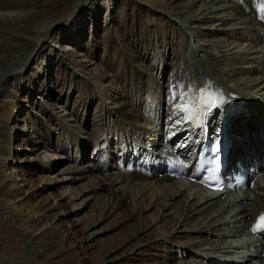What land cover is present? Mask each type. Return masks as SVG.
<instances>
[{"label": "bare ground", "instance_id": "bare-ground-1", "mask_svg": "<svg viewBox=\"0 0 264 264\" xmlns=\"http://www.w3.org/2000/svg\"><path fill=\"white\" fill-rule=\"evenodd\" d=\"M116 1L108 0L112 4ZM126 1L129 6L134 1L133 7L137 8H126L123 16L133 18L104 28V32L112 28L116 42L113 49L111 45L105 52L107 58L118 62L96 68L71 60L65 53V47L74 44L77 50L83 46L82 51L89 59V44H75L58 36V23L71 11H75L78 21L84 20L86 9L82 6L88 0H0V41L4 43L0 59L3 57L7 62L11 59L13 63L8 72L0 70V210L15 225L18 235V241L8 242L9 255L0 257V264L26 262L25 257L19 256L25 243L30 244L36 264H61L63 259H68L63 264H83L73 237L63 227L64 217H59L56 210H63L68 203L83 206L82 212L85 209L90 212L84 224V218L80 217L75 225L83 234V242L93 249L95 264L120 261L177 264L176 255H180L181 264L247 263L238 252L240 241L233 235L240 221L247 222L249 216L264 209V178L240 200L224 203L214 193L203 192L187 181L171 183L169 178H158L157 174L164 172L159 166L164 164L166 153L173 157L183 149L178 140L186 128L181 125L183 116L173 105L180 103L181 93L187 92L189 86L195 96L200 88L210 84L211 89H220L229 100L227 107L240 106V113L231 120L228 132L232 155L234 151L244 157L247 153H264V0H122L124 4ZM144 1L151 5L143 10L146 25L155 17L171 22L170 34L166 35L163 29L157 47L151 46L154 32L135 22V15L141 9L136 3ZM79 3L80 9H75ZM121 12L118 9L119 19ZM67 25H63L60 35L69 30ZM59 40L65 46L62 51L54 52L53 45ZM178 42L181 46L176 50ZM155 48H160L161 53L153 72H161L166 59L174 69L177 67L169 85L172 88L165 95L159 86L160 73L157 77L146 73L142 63L150 56L154 60ZM187 48L196 58L194 63H204L212 75L208 77L206 72L204 77L195 73L193 64L183 55ZM56 56L59 75L64 78L55 85L47 73ZM67 74L73 82L66 80ZM100 76V80L96 79ZM49 88L59 90L56 99L48 94ZM67 90L76 93L72 104L68 103ZM173 90H176L175 100H172ZM41 91L44 97H40L42 105H39L32 93ZM22 93L28 94L24 99L31 108L26 113L22 112L27 111L25 107L17 109ZM94 96L101 104L95 111L99 121L86 131L82 127L88 110L86 102ZM234 98H240V102ZM60 104L65 108V116L57 119L62 131L56 144L50 145L48 132L52 117L48 108ZM211 115L214 122L219 121L216 113ZM17 128L27 130V134L18 138L14 133ZM207 132H211L210 127ZM21 143L29 148L25 159H38L35 150L41 145L51 147L55 154H67L68 163H61L58 169L61 182L49 188L56 189L52 195L57 203L50 200L48 203L46 198L35 209L29 204L32 194L22 199L21 187L15 183L18 175L14 164L8 165L17 153L13 147L18 149ZM90 143L94 149L85 168L84 152ZM111 146L118 148V155L115 154L118 169L113 168ZM130 164L133 170L127 171L125 167ZM120 165L124 168L120 169ZM142 167H149L156 176L140 171ZM46 168L53 169L43 166V170ZM18 178L23 184L31 182L30 168ZM103 222H108L107 232L119 230L124 235L94 247L99 234L96 227ZM34 233L39 234L36 243L30 238ZM161 250L164 257L159 256ZM260 253L264 254V248ZM251 259L264 264V256L260 260Z\"/></svg>", "mask_w": 264, "mask_h": 264}, {"label": "rangeland", "instance_id": "rangeland-1", "mask_svg": "<svg viewBox=\"0 0 264 264\" xmlns=\"http://www.w3.org/2000/svg\"><path fill=\"white\" fill-rule=\"evenodd\" d=\"M122 3H123L122 0H117L116 3H114V4H112V2H108V0H88V2L82 6L83 9H86V12L84 14L85 15L84 20L78 21V17L76 15L75 11L74 12L71 11L66 16H63V18L58 23V27L60 29L58 36L66 38V40H64V41H75L76 42L75 44H77L78 42H81V44H83V45L89 44V49L91 51V53L89 52V54L91 55V58L87 59L85 56V53L82 51L83 46H81L77 50H76L77 47L75 48L74 44L71 45V47H70L73 49L65 47V53L67 54V56L70 57L71 60L79 61L82 65L85 64L86 66L88 64H89V66L93 65L96 68L103 66L105 64H108V65L117 64L118 60H116V59L113 60V58L108 59L107 55L105 53L107 50H109V47L111 45H112V49L115 47L116 42L113 39L115 34H114L112 28H110L108 31H105V32H104V28H107V26H109L112 23L115 24L118 21H123V20L130 21L133 18V17L132 18L124 17L123 12L126 10V8H132V9L137 8L136 5H135V7H133L135 2L130 1V6H129L128 1H126L125 4L124 3L122 4ZM136 4H139V7H141V9L135 15L136 16L135 22L137 23V25L142 24L143 26L149 27L150 30L152 31V33L154 32L153 37H151V39H152L151 40V46H154V45L156 46L158 43L157 39H158V37H160V34H161L160 32H162L163 29L165 30L166 35L170 34L171 29H172V27H169V25H170L169 23H171L170 19L164 18V20L163 19L159 20V17H155V18H153V20L150 21L149 24L146 25L143 21V18L145 16L143 10L146 7H151V5L145 1L144 2H137ZM78 6L79 7L75 8V9H80V3L78 4ZM118 9L122 10L121 15H120V19H119V16L117 15ZM108 13H109V15H108ZM65 23L69 24V25H67L69 30H66L67 32H63V34L60 35L62 28H64L63 25ZM93 25H95V27H93ZM212 28H214V27H212ZM127 30H129V27H127L126 31ZM169 30H170V32H169ZM4 34L5 33L2 32V35H4ZM5 35H7L8 37L10 36L12 38H16L11 33L5 34ZM77 37H80V38L77 39ZM16 39H18V38H16ZM3 44L4 43L1 40L0 41V50L4 48ZM63 46H65V45H62V43L59 40L58 44L53 45V48H55L54 52L62 51ZM180 46H181V44L178 42L175 45L176 50L180 49ZM56 47H57V49H56ZM16 49H17V47H16ZM79 49H81V50H79ZM112 49H111V51H112ZM160 53H161V49L155 48V50H153V59L155 60V62H153L154 60H152V57L150 56L149 58H147L145 60V62H142V63H143V66L145 67L144 70L146 73H152L155 77H157V75H159V73H160L159 86L162 87V90H163L162 93L165 95V94H167V91H169L172 88L171 86L169 87V85H172L171 83L175 77V72H176L175 69L177 67H175V69H174L172 63L167 61V59H166V60H164L163 67L161 68L162 71L161 72H156V71L153 72L152 67L157 66ZM185 53L183 51V55L189 61V64L190 63L193 64L192 68H195L196 74L201 73L205 77L204 73L209 72V73H206V76L212 75L210 68H207V66L204 63H202V62H200V64L194 63V60H196L195 56H193L192 54L189 55L188 52H185ZM0 56H1V54H0ZM51 61H52V65L48 69L49 73H47V76H50L51 77V83L56 85V82L59 81L61 78H64V76L59 75L58 66L56 65L57 56L55 57V59H53ZM0 62H1L0 63V70L1 71L8 72L10 66H13L11 59L7 62L2 57L0 59ZM151 64H153V66H151ZM205 68H206V70H205ZM65 78H66V80H69V82H73L71 75L67 74ZM101 78L102 77L100 76L99 78H96V79L100 80ZM43 90L47 91L48 88H43ZM49 90L50 91L48 94L52 98L56 99L59 95V90L57 88L55 90H52V88H49ZM41 94H42V91L38 92V93H35V92L32 93V96H34V99L37 100L36 104L42 105V104H40V102H41L40 97H44V96H42ZM66 94L68 95V103L72 104L73 99H74V94H76V93L73 94V90H71L70 92L67 90ZM27 95L28 94L26 93V95L23 96V93H22V97H21V99L17 105L18 110L24 109V107L27 108V111L22 110V112H24V113L29 112L31 109L30 104L27 105L28 101L26 102L24 99L25 97H27ZM63 96H64V94H62L61 99L64 98ZM80 101L81 100H79V102ZM100 105H101L100 101L95 96L92 97L91 100H87L86 107H88V110H87V113H86V115L82 121L83 125H84L82 127L86 131L91 130L93 128V126H96L97 122L99 121V119L96 118L95 111L97 110V108ZM48 109H49V111L51 113V117H52L50 119V126H49L50 130L48 132V141H49L50 145H52V144L55 145L56 139L62 131L61 127L59 125H57V119L61 118L62 116H65V112H63V110L65 108L60 104L56 107L50 106V108H48ZM18 110L15 113H17ZM30 131H32V130L30 129ZM14 133L18 136V138H21L23 133L27 134V130H26V132H23L22 128H17ZM33 136H34L32 138L33 141H36V136L35 135H33ZM83 136H85V134ZM58 142H59V140H58ZM87 143H89V141ZM92 146H93L92 143H90V145L86 148V150L84 152L85 155H87V162L84 164L85 168H87V165L89 164V158L92 155V153H91L92 149H94V147H92ZM114 146H111L112 148L110 149L111 150L110 156H111V159L114 160L113 168L118 169V167L116 166L117 164H116V160H115L116 156L118 155V148L116 150V148ZM49 148H51V147L44 148V146H42V145L38 146L37 149L35 150V157H38V159H35L34 157H33L34 159H29V158L25 159L26 158L25 156L28 152L27 150L29 148H28V146L21 143L20 145H18V149H16V146L13 147L12 150H16L17 153L14 154L15 158H13V161H11V160L8 161L9 166L11 165V162L14 164L15 173H16V176L18 175V177L25 170H28L30 168V170L32 172L31 182L27 181L26 183L23 184V182H20V181L18 182L19 178L17 177L15 180V183L19 184V186L21 187L20 191L22 194V199L27 194H32V196H34L29 201V204L33 205V207L35 209L37 208L38 205H41V203H43V201H41V200H45L46 198H47L46 200L48 201V203H49V200H50V202H52L54 204L57 203V200H55L53 198V195H52V192L54 190L56 191V189H54L52 191L49 188L55 186L56 183L61 182V180H59L61 175L58 174V169L63 165L61 163H65V162L68 163L67 159H66L67 154H65V153L55 154V153H53L52 149H49ZM115 154H117V155H115ZM42 164H45V165H42ZM43 166H46V167L52 166L53 169L49 170L50 171L49 172L48 168H46V170H43ZM160 174H158V175H160ZM161 177L162 176L160 175L158 178H161ZM4 189L6 190L7 188L4 186ZM27 189H29V190L27 191ZM58 192L59 191L57 190V193ZM38 202H40V203L38 204ZM86 205H88V202L86 203ZM84 207H85V205H84ZM93 208H94V206H93ZM56 210H59V217H61V218L64 217L63 227L73 237V241H75V245H77L76 247L78 248V251H79L78 257L80 259H82L83 264H95L93 262V257H92L94 255L93 249H89L87 247V244L85 242H83V234L80 233L79 226L75 225V223L78 221V218H80V217L84 218V220L82 221V224H84L85 221L89 219V216H90L89 210L85 209L84 210L85 212L84 211L82 212L83 206L82 207H80V206L74 207V205L69 204V203H68V205H66L63 208V210H62V208L61 209L56 208ZM86 210H88V211H86ZM74 213L76 215H81V216L77 217ZM0 215H1L0 216V257H6L9 255V249H10V247L7 246L8 242H11L13 240L18 241L17 240L18 237L16 238V236H18V235H16V233H15V229H14L15 225L12 224V222L9 220V218L6 215H4L1 210H0ZM56 221H57V218L54 221H52V223H54ZM107 225H108V222H105V223L103 222V223L99 224V226L96 227V229H99V234L98 235L96 234L95 244H93L94 247L98 246L97 244H99L100 242L108 244L109 242L113 241L116 236L122 237L124 235V232L119 231V230H118V232H116V230L114 232H111V233L107 232V230L105 229V227ZM30 238L32 239V242L36 243L37 240L39 239V234L34 233V235ZM192 240L194 242L200 241V239H192ZM193 241H191V242L193 243ZM20 244H22V242ZM20 244H17V247H22V245H24V249L19 252L20 253L19 256L22 258L25 257L27 259V261L24 262L23 264H36L35 257L33 255L32 251L29 250L30 244L29 243L28 244L25 243L22 245H20ZM92 251H93V253H92ZM159 256L164 257L162 250L159 252ZM176 257H178L180 260V255H176ZM179 260H178L177 264L182 263V261L181 260L179 261ZM66 261H68V259H63L61 264L65 263ZM117 264H125V263L120 261Z\"/></svg>", "mask_w": 264, "mask_h": 264}, {"label": "snow or ice", "instance_id": "snow-or-ice-1", "mask_svg": "<svg viewBox=\"0 0 264 264\" xmlns=\"http://www.w3.org/2000/svg\"><path fill=\"white\" fill-rule=\"evenodd\" d=\"M176 99V92L172 91V100ZM220 100L218 92L211 90V85H206L200 88L199 93L192 95V88L189 86L187 92L181 93L180 103L174 104V110L183 112L184 118L187 120L198 119L199 115L206 110L215 107ZM215 151V149H213ZM264 230V212L256 218L252 226V231Z\"/></svg>", "mask_w": 264, "mask_h": 264}]
</instances>
